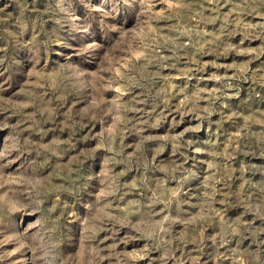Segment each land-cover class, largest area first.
Segmentation results:
<instances>
[{"label":"rangeland","instance_id":"374dc122","mask_svg":"<svg viewBox=\"0 0 264 264\" xmlns=\"http://www.w3.org/2000/svg\"><path fill=\"white\" fill-rule=\"evenodd\" d=\"M0 264H264V0H0Z\"/></svg>","mask_w":264,"mask_h":264}]
</instances>
